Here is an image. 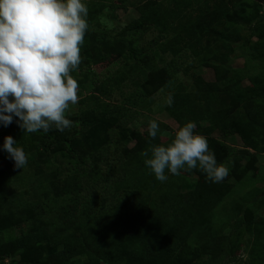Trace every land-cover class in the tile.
<instances>
[{"label":"rangeland","instance_id":"rangeland-1","mask_svg":"<svg viewBox=\"0 0 264 264\" xmlns=\"http://www.w3.org/2000/svg\"><path fill=\"white\" fill-rule=\"evenodd\" d=\"M85 3L89 28L80 48V65L89 60L87 55L97 61L82 68L79 65L71 73L79 85L78 102L70 105L66 114L97 102L131 107L138 114L124 132L110 141L107 162L90 171L91 180L104 184L98 196L97 183L96 195L88 187L79 195L77 178L82 173L64 150L48 158L42 148H34L32 133L23 132L18 118L14 117L7 127L0 125V197L19 194L23 202L40 201L46 210L44 221L66 225L68 231L77 228L72 225L76 222L85 228V238H100L114 245L128 244L115 207L123 195L137 197L160 212L166 205L176 210L188 205L191 191L197 189L212 194L216 200L214 207L199 219L201 228L188 242L214 245L216 257H205V264H264V123L249 122L241 103L228 122L235 126L232 135L222 137L219 126L208 119L193 121L195 131L206 137L208 148L217 141L233 150L229 173L218 183L207 179L199 167L181 170L180 175L166 172L167 180L160 182L145 167L141 156L150 145L169 143L173 129L188 122L176 110L191 101L186 94L195 91L197 79L217 85L219 81L227 84L235 79L243 96H256L257 112L264 114V0ZM141 14H146L152 25L141 40L131 45L137 55L130 58L126 41L133 21ZM157 36L158 42L150 45ZM96 75L100 77L99 84L107 88L106 93L92 89L90 79ZM167 95L179 96L182 102L169 107L163 103ZM152 120L160 128L155 139L147 134ZM9 135L26 153L27 163L22 169L15 167L3 150L4 138ZM95 140L94 137L92 143ZM104 186L108 194L102 192ZM55 187L60 194L53 191ZM235 216L241 218L238 225L232 220ZM1 235L10 241L18 231L10 226ZM14 251L0 256V264H32L29 262L35 260L34 264H74L90 258L87 253L74 255L68 261L51 256L44 241ZM99 260L100 264H111Z\"/></svg>","mask_w":264,"mask_h":264},{"label":"trees","instance_id":"trees-1","mask_svg":"<svg viewBox=\"0 0 264 264\" xmlns=\"http://www.w3.org/2000/svg\"><path fill=\"white\" fill-rule=\"evenodd\" d=\"M151 25L152 22L146 14H141L133 21L126 41L130 58H136L137 55L131 45L141 40L150 30ZM159 39L160 36L155 37L150 45L156 44ZM86 57L89 60H85V64L80 65V68L97 61L94 56ZM90 80L93 84L92 89L96 93L97 90L103 93L108 91L105 86L99 84L100 77L98 78L97 75ZM219 83L220 85H217L197 79L194 82L195 91L186 94L189 99L192 98L191 101H187L185 105H179L180 110L176 111L188 122L208 119L213 125L219 126L222 137L235 133V126H230L228 122L231 121L230 116L238 108L239 103L249 122L264 123V114L260 116L257 112L258 104L254 100L255 95L243 96L235 84L237 83L235 79L227 84L223 81ZM178 102L182 100L179 96H174L173 103ZM137 114V110L131 107L120 104L110 106L97 102L85 110L66 114V118L72 121L70 129L61 132L53 127L48 132L40 130L32 133L33 146L37 149L42 148L48 158L55 151L64 150L74 161L78 173H82L79 175V180L77 178L79 185L76 189L79 195L83 194L82 190L87 187L92 191V195H96L94 188L97 183L98 196L100 194L98 189L104 184L98 179L97 182L91 180L90 171L98 169L100 164L107 162L110 141L124 132L135 120ZM94 137L96 140L92 143ZM214 143L215 146H209V150L215 153L217 163H223L229 167L233 152L231 146L219 144L217 141ZM117 157L119 161H122L121 154ZM53 191L61 193L57 187ZM102 192L108 194L106 186L102 188ZM213 197L212 194L194 189L191 191L188 205L179 210L166 205L167 207L163 206L158 212L155 207L149 206L137 197L125 194L117 201L115 207L118 224L127 237L128 244L114 243L113 245L111 241L107 244L99 241L100 238L92 239L91 236L85 238V228L82 225L77 226L76 222L72 225L77 228L68 231L66 225L58 226L51 220L44 221L42 217L46 210L40 201L23 202V197L19 194L1 196L0 256H9L14 250L19 252L28 245L44 241L45 249L51 256L60 257L65 261L78 254L90 255L86 261L74 264H100L99 259L105 263H108L106 262L108 260L111 264H205L207 261L205 257L211 259L216 257L214 245L205 244L204 246L201 242L191 245L188 242L201 228L199 219L216 204ZM232 220L234 225H238L241 218L238 219V216H235ZM10 226L17 229L18 236L6 241L1 232ZM76 232L80 235H75ZM36 262L35 260L29 263Z\"/></svg>","mask_w":264,"mask_h":264},{"label":"clouds","instance_id":"clouds-1","mask_svg":"<svg viewBox=\"0 0 264 264\" xmlns=\"http://www.w3.org/2000/svg\"><path fill=\"white\" fill-rule=\"evenodd\" d=\"M88 7L85 0H0V125L13 118L23 132H63L72 127L66 118L70 105L78 102V81L71 73L81 63ZM163 103L171 106L167 95ZM194 122L173 129L167 144H155L141 152L144 165L160 182L167 173L199 167L207 179L221 182L228 167L217 163L206 137L195 131ZM160 132L155 120L147 134L155 139ZM3 150L23 168L27 156L12 136H5Z\"/></svg>","mask_w":264,"mask_h":264}]
</instances>
